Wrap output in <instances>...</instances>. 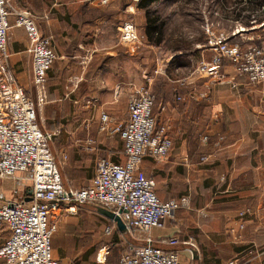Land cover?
I'll return each mask as SVG.
<instances>
[{
    "label": "crops",
    "instance_id": "crops-1",
    "mask_svg": "<svg viewBox=\"0 0 264 264\" xmlns=\"http://www.w3.org/2000/svg\"><path fill=\"white\" fill-rule=\"evenodd\" d=\"M9 1L16 10L30 12L41 33L52 41L57 60L48 73L46 99L38 103L27 36L15 25V16H10V68L36 104L42 130L64 141L60 151L78 169L93 172L101 159L124 164L120 137L99 130L101 114L126 119L136 89L146 87L155 94L154 114L158 124L171 125L173 149L166 161L145 158L140 173L155 180L161 201L186 199V203L177 212L183 227L168 220L163 229L148 232L143 242L151 238L155 246L171 249L165 240L178 236L182 242L194 243L199 252L193 261L184 251L186 247H179L182 264L240 262L235 257L244 260L240 262L243 264H264V83L251 84L230 65L213 77L196 76L186 64L194 58L199 66L203 59L212 57L206 32L205 43L190 42L189 47H182L169 43L164 29L163 40L155 44L147 37L145 11L133 0H110L108 5L96 0ZM253 2L221 1V11H232L237 18L236 26H231L233 31L239 29L235 39L257 36L243 40L247 43H256L261 38L258 34L264 32V22L257 25L258 16L251 17L248 25L239 19L242 9L247 14L254 12ZM125 23L134 25L137 41L123 40ZM187 35L179 32L175 38L185 37L186 41ZM204 134L211 139L224 135L221 150L203 146L200 138ZM87 145L90 150L84 149ZM206 155L212 157L201 164V157ZM181 158H188L191 166L180 163ZM89 160L91 165L87 164ZM92 179L87 178V185ZM27 182L26 186L2 187L0 197L11 199L15 190L22 197L30 185V180ZM79 208L71 215L59 213L55 219L59 224L75 216ZM247 208L252 214L246 218L240 239L235 240L230 230L238 228L237 215ZM95 209L102 215L100 207ZM102 216L106 225L109 219ZM126 218L124 215L123 221ZM115 232L127 234L120 232L117 224ZM112 251L53 248L52 244L53 257L59 264H107Z\"/></svg>",
    "mask_w": 264,
    "mask_h": 264
},
{
    "label": "built area",
    "instance_id": "built-area-1",
    "mask_svg": "<svg viewBox=\"0 0 264 264\" xmlns=\"http://www.w3.org/2000/svg\"><path fill=\"white\" fill-rule=\"evenodd\" d=\"M96 1L100 5L110 2ZM133 2L139 4L141 0ZM12 14L16 18L15 25L23 28L27 36L38 103L46 99L48 73L57 60L51 39L41 33L33 15L16 10L9 0H0V179L25 176L30 180L22 197L16 190L11 199L0 197V237L6 235L0 245V264H59L52 252V237L57 228L55 217L59 213L74 214L77 207H100L115 213L122 221L127 215L123 221L126 233L163 229L168 220L183 227L184 221L177 217V212L186 199L161 201L155 180L140 173L145 158L166 161L173 149L172 127L169 123L158 124L154 114L156 96L149 88H138L131 95L126 119L115 120L107 113L100 117V132L117 134L122 140L125 163L101 159L89 185L81 189L64 187L51 151L55 135L42 130L36 104L9 65L7 43ZM215 14L219 15L218 11ZM262 14L264 4L252 18ZM213 27V24L205 27L212 57L201 61L195 75L213 77L220 74L225 65H230L251 84L264 83V38L256 43L243 41L241 44L234 39L239 33L237 29L227 35L216 33ZM122 38L129 42L138 40L132 23L123 25ZM200 140L203 146L217 152L226 137L217 135L211 139L209 134H204ZM84 149L90 150V146ZM211 157L202 156L200 163L208 162ZM179 162L191 166L188 158H181ZM250 214L252 210L247 208L237 215L239 226L230 230L235 240L240 239L239 233L245 229V220ZM115 228L116 222L108 220L104 234L113 235ZM165 243L171 249L157 247L149 238L143 246L132 247L129 253L123 254L119 264H182L180 246L186 247L184 251L192 261L199 252L194 243L182 242L178 236Z\"/></svg>",
    "mask_w": 264,
    "mask_h": 264
},
{
    "label": "rangeland",
    "instance_id": "rangeland-1",
    "mask_svg": "<svg viewBox=\"0 0 264 264\" xmlns=\"http://www.w3.org/2000/svg\"><path fill=\"white\" fill-rule=\"evenodd\" d=\"M221 5V0H161L153 9L158 12L162 21L165 23V37L169 43L182 44V47H189L190 42H206L205 27L207 24H213V30L216 33H225V30L233 32L231 26H236L235 24H237V22H235V20L237 18H234L235 14H233L232 11H221ZM186 10H188V13ZM215 11H218L219 15L215 14ZM240 14L241 18L239 19H241L243 23L251 22V19L247 17L249 15L246 11L244 12L242 9ZM257 19L262 20L260 23L257 22V25H261V23L264 22V14L258 16ZM236 29L239 31L238 28H235V30ZM244 29L247 30L248 28L244 27ZM261 30L264 31V26ZM179 32L188 34L186 41L185 37H182L181 40L175 38V34ZM251 33L252 32L249 34ZM242 34L246 35L243 30ZM260 35V39H263L264 32H260L258 36ZM249 37L256 38L257 36L252 34V36L242 37L243 39H240V37L234 39L242 44L243 40H250L251 38ZM192 60L193 61H188L186 65L191 71H194L198 65L194 58ZM63 143L64 141H60L59 138L54 137L51 142V151L59 166L64 187L82 188L87 186V183H89L87 178L91 179L94 177L95 171L93 170L92 172L89 168L80 170L72 165L71 158L60 151ZM87 164L91 165L90 160ZM18 178L0 179V192L2 187H11L14 184L26 186L28 183L27 178L25 176H19ZM24 179L26 180L21 181ZM57 221V228L52 237L53 248H112L113 251L107 264H118L120 257L126 254L129 248L143 246V240L148 234V232L140 231H132L125 235L116 232L111 236L103 234V227L106 219L96 211L95 206L81 207L76 211L75 216L64 218L59 224ZM2 238L3 236L0 237V245L3 242ZM92 254L97 255V250H93ZM234 259L245 262L244 260H240V257H235ZM240 262H238V264H243Z\"/></svg>",
    "mask_w": 264,
    "mask_h": 264
},
{
    "label": "trees",
    "instance_id": "trees-1",
    "mask_svg": "<svg viewBox=\"0 0 264 264\" xmlns=\"http://www.w3.org/2000/svg\"><path fill=\"white\" fill-rule=\"evenodd\" d=\"M222 1V0H221ZM243 1V0H239ZM249 4L250 0H247ZM161 0H141V2L138 4L139 8L141 10L145 11L146 18H147V37L149 41H152L155 44H159L164 37V25L165 23L162 21L161 17L159 16L158 12L154 10V6L159 4ZM224 2V1H223ZM264 4V0H254V12L248 11L249 16H247L249 19H251L252 14L258 10L262 5ZM250 9V8H249ZM245 11V9H243ZM262 20H258V22H261ZM248 25V23H245Z\"/></svg>",
    "mask_w": 264,
    "mask_h": 264
},
{
    "label": "water",
    "instance_id": "water-1",
    "mask_svg": "<svg viewBox=\"0 0 264 264\" xmlns=\"http://www.w3.org/2000/svg\"><path fill=\"white\" fill-rule=\"evenodd\" d=\"M99 212L105 217H107L109 220L115 221L120 232L122 233L126 232L125 224L123 223L122 219L119 216H117L115 213H112L108 210L101 208L99 209ZM124 214H127V212H124Z\"/></svg>",
    "mask_w": 264,
    "mask_h": 264
}]
</instances>
